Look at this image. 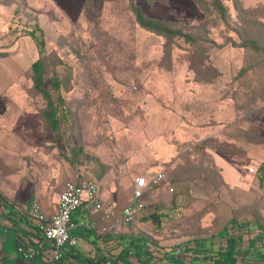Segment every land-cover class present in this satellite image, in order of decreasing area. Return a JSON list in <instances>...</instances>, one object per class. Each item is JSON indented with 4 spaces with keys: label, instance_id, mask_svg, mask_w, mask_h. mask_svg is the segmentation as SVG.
Wrapping results in <instances>:
<instances>
[{
    "label": "rangeland",
    "instance_id": "374dc122",
    "mask_svg": "<svg viewBox=\"0 0 264 264\" xmlns=\"http://www.w3.org/2000/svg\"><path fill=\"white\" fill-rule=\"evenodd\" d=\"M136 2L147 14L206 37L205 57L176 45L165 56L164 39L135 23L128 0H0V51L5 52L0 56L1 198L25 211L34 197L39 200L42 181L46 203L52 202L64 187L62 171L74 168L99 185V165L67 160L76 145L105 164L101 184L108 188L116 182L121 195L131 193L137 168L165 171L145 196L147 209L117 228L128 239L146 235L155 243L149 247L151 264H168L158 259L163 248L210 237L232 217L248 224L242 243L247 247L257 233L255 215L264 218V171L258 168L264 167V50L256 53L233 42L255 36L264 43V0H224L228 24L202 12L194 0ZM36 23L45 34L46 60L60 81V110L69 113L57 134L41 118L46 101L31 78V64L40 53L27 32ZM253 63L258 70L239 76ZM54 75L48 74L44 87L56 99ZM186 124L195 127L191 136ZM190 148L196 153L183 154ZM149 155L160 162L149 165L154 159ZM211 155L224 169L227 185L217 181L218 174L196 169L211 166ZM125 161L133 178L119 171ZM248 167L254 171L247 172ZM201 177H207L208 187ZM179 197L185 199L182 205ZM160 202L164 206L155 210ZM8 211L1 202L2 252L26 264L15 255L23 239L18 234L14 240L4 218ZM222 241L213 238L212 247ZM2 252L0 247V257ZM191 257L184 258L188 264H213L202 255Z\"/></svg>",
    "mask_w": 264,
    "mask_h": 264
},
{
    "label": "trees",
    "instance_id": "16d2710c",
    "mask_svg": "<svg viewBox=\"0 0 264 264\" xmlns=\"http://www.w3.org/2000/svg\"><path fill=\"white\" fill-rule=\"evenodd\" d=\"M194 2L198 6V8L205 14H210V16L214 15L222 21H225L226 24H228L227 18L229 16V9L225 4L224 0H194ZM235 4L238 7L239 1H235ZM128 7L134 17L135 23L140 28L151 32L157 36H160L164 39L165 56L169 55L171 45L186 48L197 56L205 57V54L208 53L209 45H207V43L205 42L206 37L204 38L203 35H197L193 31H186L184 28L176 25L174 22H171L167 19L147 14L146 11L142 8V6L138 2H136V0H128ZM262 24L264 25V23ZM27 34L35 40V43L39 48L40 53L39 57L31 64V78L34 89L38 91L46 101V105L41 111V118L51 128V130L57 134L58 130L61 127V124L63 122H69V113L66 110H64V112L60 110V106L63 99L61 98L59 92L60 81L58 80V77L56 75L57 71L55 67L51 68L50 63L46 60V58H48V54H46L47 48L44 36L45 34L41 27H39L36 23L34 27L27 32ZM259 38L260 37L255 36L246 37L238 43L233 42V45L235 47L249 48L256 53H262V51L264 50V43L260 41ZM4 55L5 52L0 51V56ZM57 63H59L58 58ZM255 70H258L257 65L255 63H253V65L243 66L239 70V76L251 74L250 72ZM50 72L55 73V75L52 76L51 79L53 82V89L57 94L56 99H53L51 92L44 87L46 78ZM235 79L240 80V78L237 77ZM209 80L210 77L207 79V81ZM201 148L203 149V147ZM194 149L195 148H190L189 150L186 149L183 154L188 153L190 156L193 153H196L191 152ZM192 159L195 160L194 158ZM210 159L212 161L211 166H206L205 168L204 165H200V167H197L196 169H201L200 171H203L205 173L213 172L215 174H218L217 181L221 185H227V181L222 173V168L217 166L216 163H214L213 156L210 157ZM67 160L73 165L86 164L92 161L95 162L97 165L100 166L98 167L100 168V171L97 174V178L102 177L106 170L105 164L102 163L96 156L90 153H86L84 150L81 149V147L76 145H73V147L71 148L70 155L67 157ZM258 168L264 171L263 166H259ZM199 181H201V183L205 187H208L207 177H201ZM1 202L9 208V215L4 216V218L9 222L12 229L15 231V233H13L15 236L14 240L17 241L18 234H20L23 240L26 239L29 244L33 245L35 248L41 251V245L45 246L46 242L38 236L37 240L34 239L30 236L31 233L26 232L20 226V224L22 223L30 224L26 215V211H18L16 207H14L15 203L12 204L4 202L0 194V203ZM163 206L164 205H162V202H160L159 204H155L154 208L156 210ZM80 209L78 211H80ZM75 215H73V218ZM253 223L255 224V229L257 230V233L256 236L250 238L247 247H242L243 235L244 232L248 231L250 228L248 227V224L243 223L242 221H238L236 217H232L222 229L212 234L210 237H192L190 239H187L169 247L167 250L163 248L164 251L161 257L158 259L165 260L168 264H188L187 261L184 259L187 255H190L192 257H198V255H202L203 259H209L211 260V262H213V264H239V262H242L246 260L247 257H249L251 258L250 260H252L249 264H264V218L260 215H255ZM78 229L76 230V232L82 231L88 234L89 232L93 231L92 229ZM98 236L104 238L105 240L112 241H117L118 239H120L118 238V236H121L122 238L125 237L123 234L113 237V235L108 232L99 233ZM213 238H219L223 240V244L220 245L217 249H214L212 247ZM125 243L126 244L121 247L118 254H109V256L99 255L97 258L87 259L90 260L92 264L152 263L154 255L149 247L154 245L155 243L151 241L149 237H147L146 235H141V237L137 236L135 238L130 237ZM18 245L19 243L15 246L16 251ZM250 252H252V255H250ZM7 259L8 256H2L1 262L6 264ZM63 261L64 253L61 259L62 264H64Z\"/></svg>",
    "mask_w": 264,
    "mask_h": 264
},
{
    "label": "built area",
    "instance_id": "2783aa9c",
    "mask_svg": "<svg viewBox=\"0 0 264 264\" xmlns=\"http://www.w3.org/2000/svg\"><path fill=\"white\" fill-rule=\"evenodd\" d=\"M247 172H253L252 167ZM165 178L163 169L149 175L135 177L131 187V193L124 197L123 207L116 212L115 201L103 200L100 197V190L96 180L82 173L77 174L74 180L67 181L59 195L56 212L47 216L41 209L39 200L33 198L26 211L27 218L31 224H20L21 228L27 229L34 239L42 238L49 244V253L44 255L42 250L35 248L28 242L19 243L17 251L26 261L42 254L44 264H62L61 259L66 245H74L75 239L71 231L75 228H93L94 222L73 218L78 210L83 207L85 210L93 208L104 214L105 217H113L117 224L130 223L138 214L146 209L145 193L161 183ZM173 191V188H170ZM75 217V216H74ZM108 228H103L106 231ZM36 235V236H34ZM38 236V237H37ZM44 252V251H43ZM108 263V262H107Z\"/></svg>",
    "mask_w": 264,
    "mask_h": 264
},
{
    "label": "crops",
    "instance_id": "0c3cea01",
    "mask_svg": "<svg viewBox=\"0 0 264 264\" xmlns=\"http://www.w3.org/2000/svg\"><path fill=\"white\" fill-rule=\"evenodd\" d=\"M0 60H1V57H0ZM185 127H186V129H185L186 134H188L189 132H192L191 134H188V136H191L193 134V130L195 129L194 125L190 126L189 124H186ZM172 131L176 132L177 128H174ZM177 136H178V138L180 137V135H177ZM183 136H186V135L184 134ZM177 141L178 140H176V142ZM182 144L183 143H181V145ZM211 153H212V151H211ZM124 156L126 158L128 157L127 155H124ZM144 156H147L146 153H144ZM149 157H150V155H149ZM150 158H154V157H150ZM124 160H125V158H124ZM157 162H160V160H158V158L157 159H155V158L150 159L149 165H151V164L154 165ZM119 166H120L119 171L121 173L126 172L128 177H130V176L132 177V173H134V170H132V169L126 170V167H127L126 161H125V164H120ZM79 167L81 168V166H79ZM76 169L77 168H74V172L72 171V169L68 170V171L67 170L62 171V175H61V177H59V178H61L60 179L61 180L60 188L63 187V185H65L64 183H66L67 181L74 180L77 177V174L82 173L79 171L77 172ZM158 170L157 169L154 170V166H148L146 168L140 167V168H137V174L135 177H137L139 175H149L151 173L157 172ZM222 173L225 177L224 171ZM122 174H124V173H122ZM104 176H105V174H103L102 177L99 178V179H102V181L98 185L99 190H100V197L103 200L115 201L116 212L118 213V211L123 207V205L125 203L124 197L126 196V194H122V195L120 194L119 188H118L116 182L112 183L108 188H105V186H103V184H101V183H103V180L105 178ZM108 176L118 178V174H116V175H110L109 174ZM135 177L134 178L132 177L133 178L132 180H134ZM230 177H234V175H232V173H231ZM50 178H51V176H50ZM50 178H49V180H50ZM225 179H226V177H225ZM44 180L47 181L46 178ZM40 182L42 183V181H40ZM40 182L38 184L39 185V192H38L39 203H40L41 209L45 212V214L47 216H51L52 214H54L56 212L58 198H59V195L62 191L60 193L56 192L53 196V201L46 203L45 189H43L44 188L43 186L40 187V185H41ZM132 183H133V181H132ZM151 190L147 191L145 193V196L148 195V193ZM191 191L192 190H190V192ZM180 200H185V199H182V198L180 199V197H179V199L177 201L178 205L181 204V203H179ZM145 202H146V200H145ZM183 204H184V202H183ZM146 209H147V206H146ZM77 217L81 218V220H90V221L94 222L93 228H86L89 230L92 229L94 232L92 231V232H89V234H88V233H85L82 231L81 232L80 231L79 232L73 231L72 236L75 239V244L74 245H66V247L64 249V261H63L64 264H80V262H85V259H87V258H97L99 255H105L107 253V251H109V253L106 254L108 256H109V254H118L121 247L126 244L125 242L127 241L128 238L124 233H118L117 234V230H118L117 228H118V225L120 223L117 224L113 217H105L104 214L100 211H97L95 209L92 210V208H89V210L87 211L83 207H81L80 211H78L76 213L74 218L76 219ZM78 228H75V230H77ZM103 228H108V229L106 231H102ZM79 229H81V228H79ZM84 229H81V230H84ZM24 230L26 232H29L28 226H27V229L24 228ZM102 232H112V234L111 233L110 234L113 235V237H115L119 234L120 235L123 234L125 237L122 238L121 236H119L118 238H120V239H118L117 241L105 240L104 238L98 236L99 233H102ZM23 241H25V240H23ZM118 243H121V244H118ZM0 247H1V252H2L4 250V246L1 245ZM113 248H117L116 252L113 251ZM43 251H41V252L44 253V255L49 253V244L48 243L43 247ZM15 255L18 259H20L22 262H24L26 264H44L43 257H42L41 253H39L36 258L29 260V261H26L25 259H23L17 253V251H16ZM2 256H4V257L8 256L6 264H17V261H16L17 259H12L13 260L12 261L10 259V256L8 253H3V254H1V257ZM1 257H0V259H1ZM11 258H13V257H11ZM86 264H88V263H86Z\"/></svg>",
    "mask_w": 264,
    "mask_h": 264
},
{
    "label": "water",
    "instance_id": "95a60500",
    "mask_svg": "<svg viewBox=\"0 0 264 264\" xmlns=\"http://www.w3.org/2000/svg\"><path fill=\"white\" fill-rule=\"evenodd\" d=\"M85 262L88 264H92V262L90 260L85 259Z\"/></svg>",
    "mask_w": 264,
    "mask_h": 264
}]
</instances>
